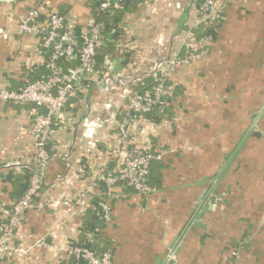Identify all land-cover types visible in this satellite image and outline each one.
Segmentation results:
<instances>
[{
    "label": "crops",
    "instance_id": "1",
    "mask_svg": "<svg viewBox=\"0 0 264 264\" xmlns=\"http://www.w3.org/2000/svg\"><path fill=\"white\" fill-rule=\"evenodd\" d=\"M89 1L0 0V32L11 34L0 38V83L17 90L45 74L46 58L35 40L16 34L21 15L36 7L44 14L60 12L80 38L95 21ZM198 3L154 0L128 11L117 38L122 43L111 45L114 70L129 77L140 69L146 76L154 60L202 44L191 32L202 24ZM222 4L224 22L217 40L207 42L209 58L172 75L176 96L169 118L132 128L134 144L149 140L154 150L175 153L163 157L158 189L149 200L121 186L114 189L113 224L104 231L113 264H264V0ZM84 93L85 102L70 101L48 143L46 202H72L100 167L120 164L112 128L83 138L88 114L108 116L101 85L92 83ZM34 118L27 107L0 102V213L26 188L18 179L30 172L36 152L30 133ZM66 176L72 177L68 185L61 179ZM100 194L96 189L92 199ZM88 208L72 215L50 207L30 212L17 236L25 253L0 257V264H78L68 248L85 244Z\"/></svg>",
    "mask_w": 264,
    "mask_h": 264
},
{
    "label": "built area",
    "instance_id": "2",
    "mask_svg": "<svg viewBox=\"0 0 264 264\" xmlns=\"http://www.w3.org/2000/svg\"><path fill=\"white\" fill-rule=\"evenodd\" d=\"M141 4L149 5L154 0H138ZM170 1V0H167ZM127 0H98L99 11L112 14ZM169 6H173L169 2ZM175 7L182 10L179 3ZM201 17V23L217 22L223 4L217 0H204L196 5ZM17 35L30 36L39 49V53L46 58L48 74L42 79L30 82L17 90L10 89L0 83V102L15 104L29 108L35 117L30 127L36 152L31 158L32 171L29 173V185L21 199L15 201L11 208L3 209L0 213V257L21 256L25 250L17 242L19 230L24 226L30 212H43L46 208L61 210L64 214L72 215L75 209L88 206L95 211L106 225L112 227L113 215L110 202L114 189L119 185L133 189L144 200H149L157 189L148 183L151 164L155 160H162L174 150H154L151 141L134 144L132 129H137L139 123H147L146 115L157 109L165 115L175 98L172 75L181 67L190 66L198 60H206L211 55L210 48L191 44L185 48L174 50L168 58L154 60L148 75L155 84L145 92L133 89L134 84L143 85V74L140 69L134 71L133 76L116 72L109 63L111 55L105 64L98 69V50L109 44H116L121 38L115 31L106 32L105 25L92 22L87 31L79 38L75 25L58 12L44 14L40 7L29 10L20 16ZM11 34L0 32L2 40H8ZM131 40V33L128 41ZM122 42L118 41V46ZM92 83H98L105 92L103 111L108 114H88L82 122V136L89 140L94 138L97 130L104 127L112 128L116 134L119 166L109 169L100 167L92 184L79 189L71 202L66 199L56 201L37 200L39 193L45 186L46 172L51 162V154L47 146L51 141L55 129L63 122L65 110L73 98L86 100L84 91L91 88ZM122 109L117 112L112 111ZM64 156H67L65 154ZM18 161L17 162H22ZM68 185L72 177H62ZM104 187L105 199L93 200L92 194L96 189ZM88 237L87 240H91ZM45 241H43L44 243ZM70 256L78 264H113L112 254L107 251L98 253L87 243L72 245L68 248Z\"/></svg>",
    "mask_w": 264,
    "mask_h": 264
},
{
    "label": "trees",
    "instance_id": "3",
    "mask_svg": "<svg viewBox=\"0 0 264 264\" xmlns=\"http://www.w3.org/2000/svg\"><path fill=\"white\" fill-rule=\"evenodd\" d=\"M90 1H91L90 8L93 11L94 19H95L94 22L105 25V31L106 32L115 31L117 33V35H119V36L122 35L121 25H122V22H123V19H124L126 13L128 11H131V10L137 8L139 5H141V3L138 0H127V2L124 5H121L112 14H106L102 11H99L98 6L96 5L98 3V0H95V1L93 0L94 2H92V0H90ZM203 1L204 0H199V3L203 2ZM217 1L219 3L223 2V0H217ZM93 3H94V5H92ZM58 13L60 15L64 16V14H62L60 12H58ZM223 22H224V19L222 18V14H221L220 17L217 19V22L209 21L206 23H202L197 28L195 27L191 30L192 34L195 35V37L197 38V41H201L202 44H199V46L201 48L202 47L208 48L209 47V45L207 43L208 41L215 42L217 40V32L221 28ZM198 33H201V35H198ZM111 45L112 44H109V45L102 47L101 49L98 50L97 64H96V67L98 69H100L105 64L107 56L112 54L113 46H111ZM43 68L45 70V74L42 75L41 77L34 78V80L32 82L39 80V79H42L43 77H45L48 74L46 64ZM142 81H143V85L142 84H134L133 89L143 93L155 84V81L151 75L144 76ZM174 93L176 96V88H174ZM170 108H169V112L166 113L165 115L160 114L157 109H154L151 113L146 115V119L153 121L154 123H159L161 121L167 120L170 116V114H169ZM161 161L162 160H160V161L155 160L152 162L151 168H150V175L148 178V183L156 189H158L159 181L161 179V169H162ZM111 169H113V168H111ZM28 170L31 172L32 168H30ZM29 173L24 175V177H21L18 179V180H22V181H24V183H26V188L29 185ZM18 180H14L13 185H16L18 183ZM119 186L133 191V189L127 188L124 185H119ZM45 187H46V183H45V186L42 189V191L39 193L37 200H41V201L43 200L42 197L44 194ZM26 188H25V190H26ZM25 190L23 191V194H24ZM100 193H101L100 194L101 199L104 200L106 197L104 194V187L100 188ZM134 193H136V192H134ZM23 194L21 196H19V198L17 200L21 199ZM111 200L112 201L110 202V205L112 208V203L114 201V195H113ZM83 218H84V220H83V224H82V234H81L83 242L86 241L85 244L87 243V245L92 250L97 251L98 253H103V252L109 251L112 254L113 253L112 243L109 240L104 238L105 229L110 228V227L108 225H106L104 223V221L100 218V216L95 211H93L91 208H88L86 210L85 216ZM91 236H92V239L88 241L87 238L91 237Z\"/></svg>",
    "mask_w": 264,
    "mask_h": 264
}]
</instances>
